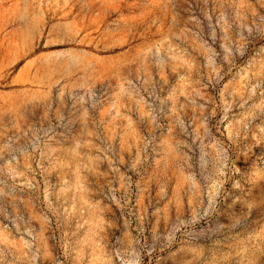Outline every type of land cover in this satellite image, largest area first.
Wrapping results in <instances>:
<instances>
[{"label": "rangeland", "instance_id": "obj_1", "mask_svg": "<svg viewBox=\"0 0 264 264\" xmlns=\"http://www.w3.org/2000/svg\"><path fill=\"white\" fill-rule=\"evenodd\" d=\"M0 264H264V0H0Z\"/></svg>", "mask_w": 264, "mask_h": 264}]
</instances>
